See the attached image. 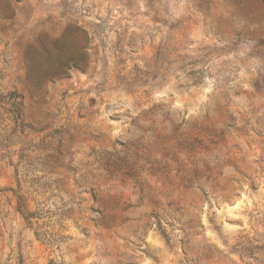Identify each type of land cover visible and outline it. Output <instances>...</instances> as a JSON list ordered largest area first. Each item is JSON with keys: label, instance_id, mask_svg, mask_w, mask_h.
<instances>
[{"label": "rangeland", "instance_id": "1", "mask_svg": "<svg viewBox=\"0 0 264 264\" xmlns=\"http://www.w3.org/2000/svg\"><path fill=\"white\" fill-rule=\"evenodd\" d=\"M0 264H264V0H0Z\"/></svg>", "mask_w": 264, "mask_h": 264}]
</instances>
